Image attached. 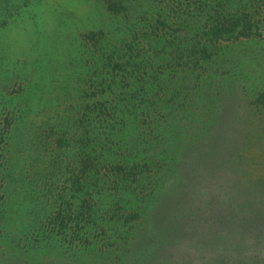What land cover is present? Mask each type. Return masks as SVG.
<instances>
[{
	"label": "trees",
	"instance_id": "1",
	"mask_svg": "<svg viewBox=\"0 0 264 264\" xmlns=\"http://www.w3.org/2000/svg\"><path fill=\"white\" fill-rule=\"evenodd\" d=\"M33 1L22 0L23 7ZM100 1L116 21L88 32L82 53L72 41L55 63V46L29 39L24 61L0 63L4 260L21 262L49 246L71 260L88 255L104 264H132L135 251L122 239L132 224L141 225L139 198L172 185L176 169L199 161L201 146L188 141L190 128L212 114L218 124L208 120L207 130L218 137L222 114L231 108L264 107V89H251L244 66L224 50L249 41L263 26L264 5L257 0H186L193 8L181 0ZM11 2L0 0L1 54L17 46L6 45L1 33L21 17ZM36 26H24L27 35ZM17 73L22 84L9 95L6 86ZM202 231L193 235L195 242ZM227 240L222 232L213 247ZM7 244L23 254L7 253ZM219 252L230 256L226 247Z\"/></svg>",
	"mask_w": 264,
	"mask_h": 264
},
{
	"label": "rangeland",
	"instance_id": "2",
	"mask_svg": "<svg viewBox=\"0 0 264 264\" xmlns=\"http://www.w3.org/2000/svg\"><path fill=\"white\" fill-rule=\"evenodd\" d=\"M263 2L257 0L254 4L262 7ZM11 3V9L21 8V17L11 25L10 30L1 33H6L8 37L6 45L17 43V46L13 54L10 48L8 52L0 53V63L13 58L17 62L24 61L29 52L27 48L32 45L23 42L29 39L42 47L55 46L57 50L50 53V58L56 63L61 59V51L68 48L67 43L73 41L77 51L82 53L80 41L88 32L105 26L109 29L116 21L111 22L107 18L108 13L100 0H34V6L28 7H23L22 0H12ZM181 3L184 7H196L186 0H181ZM36 11L41 12L40 18L33 14ZM34 17L36 21L32 20ZM29 24L37 25L33 28L34 35H27L28 30L24 26ZM260 26L249 41L230 43L224 50L227 58L239 60L244 66L249 81L253 83L251 89L263 90L264 23ZM67 53L73 56L69 49ZM30 73L32 76L33 71ZM21 79V73L10 78L6 86L7 94L15 95L22 84ZM3 80L6 82L8 79ZM232 101L236 102V97ZM247 106L250 105L244 103L242 108H231L222 114L225 119L218 137L216 132H210L211 128L207 130L209 123L206 122L213 118L212 114L211 118L205 117L201 123L190 128L188 141L201 146L195 151L196 161H199L197 165L188 167L187 164V167L184 165L176 169L179 176L172 185L164 183L159 189L151 188L147 195L139 198L138 222L141 225L130 224L126 241L122 239V244L125 242V246L135 251L128 258L129 263L264 264V208L261 205L264 204V107ZM217 124L213 118L211 127ZM209 138L214 140L211 146H208ZM210 152L215 154L209 156ZM252 166L254 169L249 171L248 167ZM262 224V227H257ZM199 228L203 231L195 242L193 235ZM222 232L228 236L224 242L226 246L219 244L217 248L213 247ZM207 243V248H203ZM21 244L27 246L25 242ZM10 246L7 244V253L10 249L14 254L21 250ZM224 247L230 254L229 258L220 255L219 251ZM46 250H36L21 262L8 258L4 260L3 243L0 245V264H104L101 259L88 255L71 260L63 254V250L49 246ZM23 252L20 251V255ZM222 258L226 262L219 263Z\"/></svg>",
	"mask_w": 264,
	"mask_h": 264
}]
</instances>
